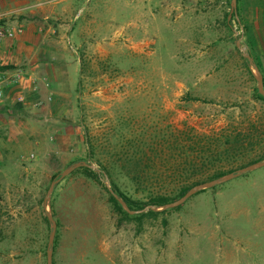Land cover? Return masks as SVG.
<instances>
[{"label": "rangeland", "instance_id": "obj_1", "mask_svg": "<svg viewBox=\"0 0 264 264\" xmlns=\"http://www.w3.org/2000/svg\"><path fill=\"white\" fill-rule=\"evenodd\" d=\"M262 6L0 0V80L19 78L0 98V264H264V165L157 216L125 218L110 200L111 180L149 200L125 157L172 153L178 130L238 137L232 173L257 164L264 43L253 13ZM83 164L109 168L111 179L86 177Z\"/></svg>", "mask_w": 264, "mask_h": 264}, {"label": "trees", "instance_id": "obj_2", "mask_svg": "<svg viewBox=\"0 0 264 264\" xmlns=\"http://www.w3.org/2000/svg\"><path fill=\"white\" fill-rule=\"evenodd\" d=\"M256 67L262 75L264 83L263 69L259 63H256ZM250 73L256 79L251 69ZM255 92L257 98L264 101V96L260 94L258 88L255 89ZM177 133L174 135L172 153L165 150H153L151 155L147 151L142 150L139 153H131L125 157V161L129 165L128 168L126 167V172L130 176L134 186L139 191L150 194V197L146 202L138 201L123 192L111 180L113 191L126 203L129 211L135 212V214L131 215L111 193L110 200L116 213L130 219H139L144 215L157 216L164 214L167 211L164 208L166 205L178 201L193 188L224 178L228 174L235 172L233 167L237 163L236 160H231V158L233 157L234 159V156L240 153V139L238 137H232V135L225 133L212 135L198 134L193 130L191 132L178 130ZM166 141L170 145V141ZM89 149L90 158L93 159L95 152L92 147H89ZM225 155H227L226 159ZM163 156L167 158L168 166L166 170L158 163L159 159ZM263 161L264 155L251 161L249 165ZM225 165H230V168H226L227 166L225 167ZM101 168L102 172L88 166H83L80 170L86 177L99 182L102 176L105 175L111 179L109 168L105 166H101ZM165 173H168L170 177L173 176L175 178L177 176V179L171 182L153 181L154 179L160 180L159 178L165 176ZM147 206H150L147 213L137 215L138 211L144 210ZM160 207L164 209L157 210Z\"/></svg>", "mask_w": 264, "mask_h": 264}, {"label": "water", "instance_id": "obj_3", "mask_svg": "<svg viewBox=\"0 0 264 264\" xmlns=\"http://www.w3.org/2000/svg\"><path fill=\"white\" fill-rule=\"evenodd\" d=\"M235 2H236V0H234ZM260 85H262V78H261V80H260V84H259V90H260V92H261V94L264 96V90L262 89V86H260ZM79 166H81V164H78ZM84 166H88V167H90V168H93V169H95V166L94 165H92V164H83ZM82 165V166H83ZM264 165V162H260V163H257V164H254V165H251V166H248V167H246V168H244V169H242V170H239L238 172H236V173H232V174H230L229 176H227V177H224V178H221V179H218V180H216V181H213V182H210V183H206V184H203V185H200V186H198V187H195V188H193L192 190H190L182 199H180V200H178V201H176V202H174V203H170V204H168V205H166L164 208H170V207H172V206H175V205H177V204H182V203H184L193 193H194V191L196 190V189H208V188H212V187H214V186H216V185H219V184H221V183H223V182H225V181H228V180H230V179H233L235 176H237V175H239V174H241V173H245V172H248V171H251L252 169H254V168H256V167H260V166H263ZM68 172H70V170L69 171H67V173ZM112 192V194L114 195V197L116 198V199H118L120 202H121V204L123 205V207L126 209V210H128L129 211V209H128V206L126 205V203L122 200V199H120L119 198V196L116 194V193H114V191H111ZM163 208V209H164ZM50 262H52V257H50Z\"/></svg>", "mask_w": 264, "mask_h": 264}, {"label": "crops", "instance_id": "obj_4", "mask_svg": "<svg viewBox=\"0 0 264 264\" xmlns=\"http://www.w3.org/2000/svg\"><path fill=\"white\" fill-rule=\"evenodd\" d=\"M45 2H47V1H45ZM65 8H67L66 5H65ZM88 8H90V5H88L86 3V4L82 5L80 9L84 12ZM255 10L256 11H254V13H253V14H255L254 15V33H255V36H257L258 39L260 41H262V43H264V6L258 7ZM84 14L85 13H83L82 15H84ZM17 48H18V46L13 42V43L10 44V47L7 48V51L9 53H12V55H13L14 52L17 51ZM10 50H13V51L11 52ZM3 51H6V46L0 51V54H2Z\"/></svg>", "mask_w": 264, "mask_h": 264}, {"label": "built area", "instance_id": "obj_5", "mask_svg": "<svg viewBox=\"0 0 264 264\" xmlns=\"http://www.w3.org/2000/svg\"><path fill=\"white\" fill-rule=\"evenodd\" d=\"M4 35L3 30L0 28V37H2ZM18 76V75H17ZM19 78H9L8 80H0V98H2L4 96V90H5V86L6 84L9 85H16L19 82ZM41 105H43V102H40Z\"/></svg>", "mask_w": 264, "mask_h": 264}]
</instances>
